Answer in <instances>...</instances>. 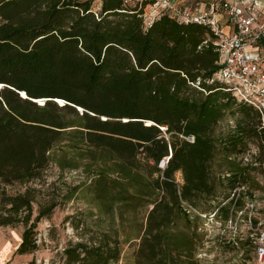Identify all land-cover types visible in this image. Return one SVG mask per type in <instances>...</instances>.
Returning <instances> with one entry per match:
<instances>
[{"label": "trees", "instance_id": "1", "mask_svg": "<svg viewBox=\"0 0 264 264\" xmlns=\"http://www.w3.org/2000/svg\"><path fill=\"white\" fill-rule=\"evenodd\" d=\"M155 2L101 0L95 12L92 0H0V228H23L18 254L39 250L38 225L60 204L28 185L51 163L80 167L56 153L68 135L96 165L88 189L105 214L118 210L124 222L147 210L135 264H201L195 223L209 212L223 223L241 213L250 229L235 243L255 254L264 223L246 214L264 191L255 177L264 178V118L217 79L212 29L168 13L148 25ZM228 117L235 126L218 132ZM251 147L257 165H244ZM15 185L25 190L9 194ZM121 255L118 237L100 232L62 259L114 264Z\"/></svg>", "mask_w": 264, "mask_h": 264}, {"label": "rangeland", "instance_id": "2", "mask_svg": "<svg viewBox=\"0 0 264 264\" xmlns=\"http://www.w3.org/2000/svg\"><path fill=\"white\" fill-rule=\"evenodd\" d=\"M92 1L93 10L98 12L101 8V0ZM151 9V6L146 9L145 18L148 22L151 17ZM234 126L235 120L228 117L218 127V132L226 133ZM85 149V145L79 139L72 135L66 136L58 146L56 153L59 156H64L63 152H65L68 159L79 160V169L62 171L57 164L51 163L41 182L28 185L42 189L45 194L56 196L60 203L49 219L39 223L37 228L39 250L31 254L29 264L32 262L33 264H64L62 253L65 248L77 242L86 241L89 235H96L100 232L110 233L112 236L118 237L121 242V259L114 264H135V254L140 243V240L136 238L141 226L145 223L147 210L141 209L137 215L132 212L125 213L124 222L120 220L118 210H115L113 215L105 214L99 202L95 200L88 189L93 180V171L96 170V165L89 159L83 158V155L81 156V151ZM175 177L178 183L183 184L180 172ZM255 177L264 187V178L259 174H255ZM19 190L24 191L25 187L19 185L7 187L9 194H14ZM73 191L74 195L67 198ZM249 205H253L254 210L250 208L251 210L246 214L248 218H255L264 223V191L257 192L255 200ZM213 217L214 215L209 212L205 218L195 223L197 232L202 236V249L197 253L200 263L260 264L252 249L246 247L240 250L235 243L238 236H241L242 239L248 236L249 221L240 219L241 213L237 215L234 223H223ZM79 224L80 228L76 229V225ZM12 230L18 233L23 232L22 227L4 228L7 233ZM261 231H264V225L260 229ZM252 236L258 237L255 234Z\"/></svg>", "mask_w": 264, "mask_h": 264}, {"label": "built area", "instance_id": "3", "mask_svg": "<svg viewBox=\"0 0 264 264\" xmlns=\"http://www.w3.org/2000/svg\"><path fill=\"white\" fill-rule=\"evenodd\" d=\"M143 1L125 0V3ZM151 7L156 13L149 18L148 25L168 13L180 21L209 26L218 37L221 53L217 79L240 103L253 106L264 118V0H208L204 9L187 5L184 0H156ZM220 18L227 21L231 33L222 30ZM257 157L258 150L251 147L239 156V161L257 165ZM255 257L264 264V232L257 241Z\"/></svg>", "mask_w": 264, "mask_h": 264}, {"label": "crops", "instance_id": "4", "mask_svg": "<svg viewBox=\"0 0 264 264\" xmlns=\"http://www.w3.org/2000/svg\"><path fill=\"white\" fill-rule=\"evenodd\" d=\"M184 2L187 5H193V7L199 5L200 9H204L208 0H184ZM155 13L156 11L151 9V17H154ZM220 24L225 33L232 32L231 27L224 18H220ZM21 242L22 233L14 232L13 230L7 233L4 231V228H0V264H29L31 255H20L17 252Z\"/></svg>", "mask_w": 264, "mask_h": 264}, {"label": "water", "instance_id": "5", "mask_svg": "<svg viewBox=\"0 0 264 264\" xmlns=\"http://www.w3.org/2000/svg\"><path fill=\"white\" fill-rule=\"evenodd\" d=\"M0 88H1V87H0ZM22 96H23L24 98H26V94H25V93H23ZM171 155H172V153H171Z\"/></svg>", "mask_w": 264, "mask_h": 264}, {"label": "bare ground", "instance_id": "6", "mask_svg": "<svg viewBox=\"0 0 264 264\" xmlns=\"http://www.w3.org/2000/svg\"><path fill=\"white\" fill-rule=\"evenodd\" d=\"M42 103V102H41ZM61 104H62V102H61Z\"/></svg>", "mask_w": 264, "mask_h": 264}]
</instances>
